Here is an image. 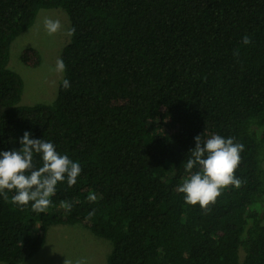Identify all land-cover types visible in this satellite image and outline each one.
Masks as SVG:
<instances>
[{
  "label": "trees",
  "instance_id": "1",
  "mask_svg": "<svg viewBox=\"0 0 264 264\" xmlns=\"http://www.w3.org/2000/svg\"><path fill=\"white\" fill-rule=\"evenodd\" d=\"M42 8H63L75 28L61 52L71 87L22 104L10 45ZM0 105V151L28 131L82 168L43 213L0 196V263L33 257L49 226L79 223L111 241L107 264H264V0H0ZM214 134L244 146L242 184L205 212L178 188L194 138Z\"/></svg>",
  "mask_w": 264,
  "mask_h": 264
},
{
  "label": "clouds",
  "instance_id": "2",
  "mask_svg": "<svg viewBox=\"0 0 264 264\" xmlns=\"http://www.w3.org/2000/svg\"><path fill=\"white\" fill-rule=\"evenodd\" d=\"M43 27L46 34L52 36L63 25L59 19L45 17ZM67 34L74 35L75 28L68 29ZM250 43L251 37L246 35L243 44ZM233 55L238 57L239 50L234 51ZM50 70L57 74L64 73L66 65L63 59H57ZM62 87L65 90L71 87L68 79L62 80ZM194 139L195 148L190 150L185 164L189 176L178 191L184 195L186 204L199 205L206 212L225 188L241 186L242 181L235 176V171L241 163L240 153L244 146L235 143L233 138L226 139L218 134L211 135L205 141L201 140V135ZM19 144L21 147L18 150L0 151V196L8 201V193H14L10 198L12 204L21 208L31 204L33 212L43 213L52 206L51 197L56 192L57 184L66 180L68 187L74 186L82 168L78 162L60 154L53 143L33 139L28 131L19 139ZM34 154L40 155L42 160V166L38 168L33 163ZM96 199L94 194L88 197L92 202ZM64 206L71 208L66 203ZM64 264H72V261L67 258ZM76 264H87V260L82 258Z\"/></svg>",
  "mask_w": 264,
  "mask_h": 264
},
{
  "label": "rangeland",
  "instance_id": "3",
  "mask_svg": "<svg viewBox=\"0 0 264 264\" xmlns=\"http://www.w3.org/2000/svg\"><path fill=\"white\" fill-rule=\"evenodd\" d=\"M45 17L59 19L62 29L52 36L47 35L43 27ZM68 29L70 19L63 8H42L34 24L12 41L9 67L23 77L22 104L50 102L55 98L64 73L57 74L50 69L61 58L63 47L70 41ZM27 47L39 52V64L30 66L22 62L21 54ZM3 108L0 105V112ZM111 249L110 240L95 235L82 224H54L49 226L42 248L22 264H64L67 258L72 264L82 258L87 260V264H107Z\"/></svg>",
  "mask_w": 264,
  "mask_h": 264
}]
</instances>
